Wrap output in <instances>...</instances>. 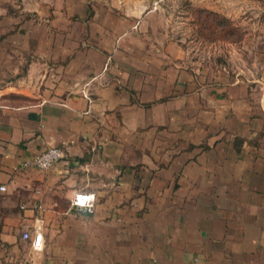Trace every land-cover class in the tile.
<instances>
[{
	"label": "crops",
	"instance_id": "0c3cea01",
	"mask_svg": "<svg viewBox=\"0 0 264 264\" xmlns=\"http://www.w3.org/2000/svg\"><path fill=\"white\" fill-rule=\"evenodd\" d=\"M259 12L256 78L201 81L114 0H0V264H264Z\"/></svg>",
	"mask_w": 264,
	"mask_h": 264
},
{
	"label": "rangeland",
	"instance_id": "374dc122",
	"mask_svg": "<svg viewBox=\"0 0 264 264\" xmlns=\"http://www.w3.org/2000/svg\"><path fill=\"white\" fill-rule=\"evenodd\" d=\"M114 1L120 15L133 13L142 21L140 28L133 30L148 52H157L158 47H166L168 54L176 51L178 63L197 72L201 81L219 79L223 72L256 78V54L261 45L255 24L262 0ZM198 9L213 10L226 20L216 27L212 15ZM229 23L235 27L231 34H227Z\"/></svg>",
	"mask_w": 264,
	"mask_h": 264
},
{
	"label": "built area",
	"instance_id": "2783aa9c",
	"mask_svg": "<svg viewBox=\"0 0 264 264\" xmlns=\"http://www.w3.org/2000/svg\"><path fill=\"white\" fill-rule=\"evenodd\" d=\"M62 155L61 148L49 145L43 150L33 154L25 159L23 165H31L36 168L45 169L51 166ZM0 190H4V185L0 184ZM94 196L93 193L76 191L71 198V204L77 209L88 212L93 210ZM23 239H29V247L32 250H39L42 247V224L39 218H35L29 228L21 231Z\"/></svg>",
	"mask_w": 264,
	"mask_h": 264
},
{
	"label": "trees",
	"instance_id": "16d2710c",
	"mask_svg": "<svg viewBox=\"0 0 264 264\" xmlns=\"http://www.w3.org/2000/svg\"><path fill=\"white\" fill-rule=\"evenodd\" d=\"M199 12H204L206 13V15H212V19H213V24L216 27H219L220 25H222V23L226 20V18L224 16H220L218 15V13H216L213 10H209V9H198ZM228 30H227V34H231V32L233 30H235V27L233 25H230V23L228 24Z\"/></svg>",
	"mask_w": 264,
	"mask_h": 264
}]
</instances>
